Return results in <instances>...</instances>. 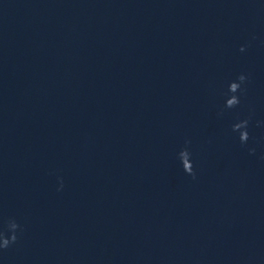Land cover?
Masks as SVG:
<instances>
[{
  "label": "clouds",
  "instance_id": "9594fccd",
  "mask_svg": "<svg viewBox=\"0 0 264 264\" xmlns=\"http://www.w3.org/2000/svg\"><path fill=\"white\" fill-rule=\"evenodd\" d=\"M244 46H241L240 51H244ZM240 83L236 81L230 82L228 85V91L232 93H236L238 90L241 91V85L246 81L247 77L241 74L238 78ZM240 103V100L237 96H233L231 99L227 101V106L229 108H234ZM248 124L249 120H241L238 123L233 125V131L239 132V139L241 143H246L249 140V132H248ZM242 129V130H241ZM190 143V142H187ZM250 151L254 152L255 149H251ZM182 168L185 173L192 176L193 179L196 178V173L194 171L193 162L189 163L187 159L183 161ZM62 186V185H61ZM14 230L10 232V235L5 232H0V249H7L10 245L14 244L17 241V230L20 228L19 224L13 225ZM7 230L9 232V224L7 225Z\"/></svg>",
  "mask_w": 264,
  "mask_h": 264
}]
</instances>
